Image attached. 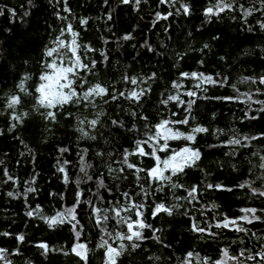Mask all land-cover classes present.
<instances>
[{"label": "trees", "instance_id": "16d2710c", "mask_svg": "<svg viewBox=\"0 0 264 264\" xmlns=\"http://www.w3.org/2000/svg\"><path fill=\"white\" fill-rule=\"evenodd\" d=\"M215 2L140 0L137 5L135 0L129 4H123L121 0H107V3L105 0H31V4L29 0H0V10L4 13L0 15V248L8 250L7 259L12 264H84L71 252L76 243L88 245V264H104L105 248L98 247L101 237L113 247L121 243L127 245L128 241L115 239L117 233L126 231V228L108 212L110 219L101 226L104 229L101 231L94 225L91 208L86 202L92 201L97 207L107 209L116 206L119 193L124 191H129L137 202L145 204V222L154 229H160L156 233L160 241L149 238L140 242L138 249L129 247L118 259V264H184L188 252L199 254L192 258V264H204L205 257H210L208 264H213L220 259L224 248H228L231 255L238 254L242 249L250 250L245 252V256L264 251V222L247 224L240 221L250 230L247 234L213 226L211 231L217 233L215 238L208 233L198 234L191 230L193 217L201 227H208L222 220L224 215L231 218L243 215L242 208L264 209V198L254 197L247 188L238 187L249 180L254 181V187L264 190V183L257 179L264 172L259 168V156H264V138L245 142L248 147L221 146L234 136L253 137L264 133V112L256 111L264 105L255 103L264 101V84L259 83V77L264 76V29L258 23L264 21V5L260 0H235L237 7L233 11L208 20L204 9ZM183 4L190 5V15L183 14ZM238 5L260 11H254L245 20ZM178 9L181 11L178 12ZM169 12L172 15L167 19H156L157 13L165 16ZM109 14L111 20L107 19ZM81 19H87L88 23L81 25ZM69 23L79 32L81 44L97 50L88 52L85 62L93 59L98 62L101 83L114 85L117 93H127L133 88H151L139 105L123 98L118 101L109 99L106 104L97 99L98 107L95 109L91 106H65L58 112L55 122L47 121L40 115L45 110H36L35 86L39 83L45 45L51 46V41ZM126 34H131L132 39H122ZM61 38L70 39V35L66 33ZM206 43L209 47L203 49ZM102 51L108 56L107 62L101 63ZM193 71L217 79L227 77V82L223 86L201 85V88H196L200 81L180 76L181 72ZM152 73L156 74L155 79L139 86L121 79L123 75L146 79ZM26 75L30 77L25 83L27 93H22L17 85ZM244 77L256 78L257 82H243ZM88 79L96 82L92 76ZM173 81L183 86L179 90L173 89ZM257 89L260 91L257 92ZM189 90L196 91L197 97L184 95ZM177 92L185 101L196 100L191 108L189 124L177 127L184 132L197 125L209 129L207 133L197 134L195 143L191 145L200 149L202 158L197 167L186 169L184 174L173 178L185 188L165 186L163 191H157L159 185L153 183L149 186L142 179L140 183L150 195L147 199L137 197L135 193L140 189L135 187L136 181L129 174L130 170L126 169L123 174L127 175L126 180L116 179L114 177L120 174L109 176L108 165L114 169L123 167L119 161L124 149L131 150L135 139L146 138L147 129L141 115L148 117L150 125L158 123L161 118H184L183 108L176 103L160 104L162 98ZM246 94H252L251 102H245ZM12 95H20L22 100L14 110L7 107L8 98ZM223 97L239 99H219ZM24 112L28 116L23 117L22 124L11 118L13 114ZM68 112L72 113L71 117ZM97 112H103V115L96 129L84 126L96 139L83 137L77 130L78 119H93ZM132 112H136V116H132ZM173 112L177 115L171 116ZM246 112L258 118L245 119ZM112 120L122 121L124 127L113 126ZM12 124L16 127L11 128ZM133 125L137 132L128 130ZM216 130L222 132L217 133ZM186 143L182 140L170 141L174 149ZM60 149L67 151L61 152ZM84 150H87L86 162L91 165L87 169V174L92 177L90 181L80 172L79 157ZM233 151L235 155L230 154ZM97 152H103L104 156H97ZM252 153L258 155L253 156ZM164 155L161 153L162 157ZM130 160L140 162L144 168L154 163L147 157L140 161L136 158ZM65 161L68 163L65 164ZM60 167L64 168L63 173L58 170ZM101 174L107 188H98ZM9 176L12 179L9 180ZM207 184H221L233 190H208ZM193 185L200 186L198 200L189 203L176 199L186 196L185 189ZM29 188L35 191L28 192ZM107 189H111V193ZM78 191L83 195L75 210L79 221L76 231H81L77 240L71 224L66 222L49 228L40 217L66 212L76 204ZM10 192L12 196L8 195ZM97 194L103 200H98ZM120 202L126 204L122 198ZM161 202L166 205L181 204L183 207L172 216L161 213L153 218L151 210ZM213 204L217 206L215 209L211 208ZM34 209L39 215L29 217L27 213ZM185 211L187 215H184ZM260 214L258 211L257 215ZM5 232L10 235H2ZM252 233L256 234L255 237ZM19 234L25 236L23 243L16 240ZM144 234L151 237L152 231L144 229ZM41 242L56 251L42 254V250L36 247ZM17 248L20 255L13 254ZM245 264H264V260L257 258L256 261H245Z\"/></svg>", "mask_w": 264, "mask_h": 264}, {"label": "snow or ice", "instance_id": "6c2138e0", "mask_svg": "<svg viewBox=\"0 0 264 264\" xmlns=\"http://www.w3.org/2000/svg\"><path fill=\"white\" fill-rule=\"evenodd\" d=\"M132 0H121L123 4H129ZM161 3H167L168 0H160ZM31 4V0H29ZM107 3V0H105ZM137 5L140 4V0H135ZM261 5H264V0H260ZM237 7L235 4V0H216L215 3L210 4V6L204 9V16L211 20L212 17H219L222 13L226 11H233L234 8ZM240 10L243 13V18L246 20L248 16L253 15L254 11H260V9L247 8L245 9L243 5H238ZM70 12L71 10L68 9ZM181 11L180 9L177 10ZM182 11L184 15L191 14V8L188 4L182 5ZM3 10H0V15H3ZM27 15V13H25ZM172 15L169 12L165 16H161L160 13L156 14V19H167L168 16ZM111 14L108 15L107 19L111 20ZM81 25H86L88 23L87 19L80 20ZM260 27L264 29V21H258ZM70 35V39H62L65 34ZM79 32L75 31L73 25L71 23L67 24L65 28L61 29L60 35L56 37L55 40L51 41V46L45 45V50L43 52L44 59L41 62V71L38 77L39 83L35 86V91L37 93L36 96V108L39 111L40 108L45 111L41 112L40 115L47 121L55 122L57 120V114L60 110L64 109L67 105H73L76 107L83 106L88 108L91 106L92 108H97L98 105L96 103L97 99H99L103 103H108L109 99L112 101H118L123 98L130 102L140 104L143 97L146 96L147 93L151 91V88H133L129 90L127 93L124 91L115 90L114 85H106L99 81V74L97 71L98 62L96 60H88L85 62V57L88 52H95L96 49L92 48L90 45L81 44L79 40ZM219 37H213V39H218ZM124 40L132 39L131 34H126L122 37ZM107 43V41H105ZM209 45L206 43L203 45V49H207ZM83 49V52L81 51ZM201 49V51H203ZM149 50L152 49L149 47ZM101 57L103 62H107L108 56L105 52H101ZM181 59L183 57H180ZM223 59V58H222ZM200 63H203L201 61ZM92 76L96 78V82L92 83L88 77ZM156 74L152 73L146 79L141 77H130L127 75H123L121 77L122 81L125 83H130L131 85L139 86L142 83H147L148 80L155 79ZM180 76L185 79H192L200 81V83L196 84V88H201V85H212V86H223L227 82V77L222 79H217L212 75H205L204 73L198 72H181ZM219 74H217V77ZM29 76H24L20 83L17 85L18 89L22 93H27V89L25 88V83L29 79ZM243 82H252L256 83V78L253 77H244L242 78ZM259 83L264 84V76L259 77ZM183 85L177 83L176 81L172 82L171 87L173 89L179 90ZM233 89H235V85H232ZM111 89V90H110ZM207 91V88L203 89ZM238 91V90H237ZM260 90L257 89V92ZM163 95V94H161ZM184 95L188 97L195 98L198 93L196 91L189 90ZM247 102H251L252 94H246ZM219 99H224L226 101H232L235 99H239V97H223ZM169 102L176 103L179 107H182L185 116L183 119H172L169 118H161L158 123L154 125H150L147 123L148 117L141 115V119L145 121V128L147 132L145 133V139H135L132 142V148L124 149L121 154V161L123 167H119L118 169H114L111 165H108V173L109 176H112L113 173L120 174L116 179H127V175H123L127 170L129 174L134 177L136 181L135 187H138L140 191L136 192L135 195L137 197H142L143 199H147L150 193L144 188V185L140 183L143 179L145 183L151 186L153 183L159 185L156 189L157 191H163L165 186L171 189L177 188H185L184 185L174 182V177H179L180 175L185 173L186 169L195 168L198 165V162L202 158V153L199 148H194L191 145L195 143L197 134L207 133L209 131L208 128L197 125L192 128L189 132L181 131L177 125H188L189 118L191 116V108L196 103L195 99H189L187 101L181 98L179 92L177 94H170L166 98H162L160 100V104L167 106ZM22 103L20 95H12L8 98L7 107L9 109H15L18 105ZM255 103H259L264 105V101H255ZM251 110V109H250ZM258 112H264V107L256 109ZM103 115V112H97L96 117L90 120H79V127L77 130L81 133L83 137H87L89 139L95 140V136H90L89 132L85 130V125L88 128L96 129V127L100 124V116ZM132 116H136V112L131 113ZM177 113H171V116H176ZM28 113L24 112L21 114H13L12 119L17 123H23V117H27ZM68 116L71 117L72 113L68 112ZM257 116H250L246 112L245 119H257ZM111 124L113 126L123 128V122L119 120H112ZM16 124H12L11 128H15ZM129 131L137 132L138 129L133 125ZM217 133L222 132V130H216ZM264 138V133H260L258 136L248 137L243 136L242 138H236L235 136L226 142H223V145H233V146H241L248 147V143L251 140H257ZM186 141L183 147L179 149H174L171 147L170 141ZM216 145H212L211 147H215ZM61 152L67 151V149H60ZM161 153L165 155L162 157ZM231 155H235L233 151L230 153ZM87 150H84L79 159L81 161L80 172L84 174L87 180H92V177L87 174V169L91 167L90 164L86 162ZM97 156L103 157V152H97ZM109 155H112L111 153ZM253 156H257V153H252ZM150 158L154 161L151 167H141L140 162H132L130 158H136L137 161H140L141 158ZM259 168L264 169V156H259ZM2 163V162H0ZM68 162L65 161V164ZM250 163V162H249ZM235 167V165H233ZM254 167V166H253ZM60 172H64V168L60 167L58 169ZM143 173V177L141 176ZM5 175L7 172L5 170ZM8 179H12L11 176ZM262 183H264V172L261 173L260 176L257 177ZM34 182V181H33ZM65 182H67V175H65ZM254 181L245 180L244 183L238 185L239 188H247L250 194L254 197L264 198V190H261L258 187L253 186ZM98 188H107L104 183L103 174L100 175L98 179ZM206 188L208 190H218V191H227L231 192L233 189L228 188L221 184H207ZM109 193H111V189H107ZM35 189L29 188L28 192H34ZM185 191L187 195L184 197H176L177 200H187L189 203L192 201L198 200V197L201 193V189L199 185H193L190 188H186ZM9 196L13 194L8 193ZM83 195V192H77V200L76 204L73 207L69 208L66 212H57L55 216L52 217H44L40 218L47 223L49 228H55L58 225H62L64 223H69L72 225L74 235L79 239L81 235V231H76L77 225L79 221H77L75 210L76 207L81 203L80 197ZM126 201L125 203H121L120 200ZM98 200H103L102 196L97 194ZM89 207L92 211V219L94 220V225L98 228H101V231L104 229L101 227L106 221L110 219L108 212H111L113 217L118 218V224L122 225L126 228V231L118 232L115 236V239L120 241H128V244L124 243L119 244L117 247H113L108 243L107 240L101 237V243L98 247L105 248V261L104 264H118V259L124 255V253L130 247L132 250L140 248V242L146 239H155L158 242L160 241V237L156 235L160 229H154L151 224L145 222L144 219V209L145 204L143 202H137L134 199L133 195L129 191H124L119 193V197L116 200V206H112L107 209H102L93 204L92 201H87ZM111 205L112 202L109 201ZM183 207L181 204H172L166 205L161 202L155 204V206L151 210V216L156 218L159 214L164 213L168 216H172L175 212L179 210V208ZM217 206L215 204L211 205L212 209H215ZM39 209V206H37ZM240 211L243 215L231 218L227 215L223 216V219L218 221L215 225H209L208 227H201L195 220L192 219L191 230L194 233L203 234L208 233L210 236L215 238L217 233L212 232L211 228L214 226L216 228L230 229L234 230L238 233L243 232L247 234L250 230L243 226L240 221H243L247 224H253L254 222L260 221L264 222V209L257 208H242ZM260 212V215H257V212ZM34 214L39 215V212L34 209L29 211L27 215L29 217ZM128 214V215H124ZM187 211H185L184 215H187ZM133 216L135 219H133ZM75 222V223H73ZM144 229H150L152 231L151 237H146L144 234ZM4 236L10 235V233H2ZM108 235H112L108 233ZM255 233H252V236L255 237ZM16 240L18 243H23L25 241V236L23 234H19L16 236ZM241 242H243L241 240ZM37 248L42 250V254H47L49 251H56V249H50L49 245L45 242H41L36 245ZM250 251L249 249H242L238 254L231 255L228 248H224L221 250L222 258L213 262V264H228L229 261L235 262V264H245V261H256L257 258L264 260V251L256 252L255 254L245 256V252ZM71 252L79 257L84 264H88V253L89 248L86 243H76L71 248ZM13 254L20 255L19 248L14 250ZM67 254V253H65ZM8 250L4 248H0V262L2 264H12L10 260L7 259ZM196 256L198 257V253L188 252L186 253V258L184 264H192V258ZM211 260L210 257L204 258V264H208Z\"/></svg>", "mask_w": 264, "mask_h": 264}, {"label": "rangeland", "instance_id": "374dc122", "mask_svg": "<svg viewBox=\"0 0 264 264\" xmlns=\"http://www.w3.org/2000/svg\"><path fill=\"white\" fill-rule=\"evenodd\" d=\"M221 258H222V254H221L220 259H221ZM228 264H235V262H233V261H229Z\"/></svg>", "mask_w": 264, "mask_h": 264}]
</instances>
